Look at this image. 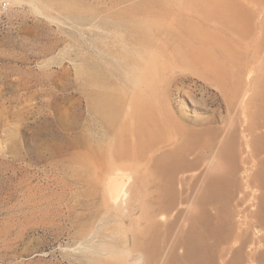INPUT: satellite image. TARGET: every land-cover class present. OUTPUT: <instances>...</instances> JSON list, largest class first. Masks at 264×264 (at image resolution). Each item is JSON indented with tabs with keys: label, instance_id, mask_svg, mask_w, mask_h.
Masks as SVG:
<instances>
[{
	"label": "rangeland",
	"instance_id": "rangeland-1",
	"mask_svg": "<svg viewBox=\"0 0 264 264\" xmlns=\"http://www.w3.org/2000/svg\"><path fill=\"white\" fill-rule=\"evenodd\" d=\"M3 1L0 264H189L194 232L212 264H262L256 163L210 198L201 173L239 119L264 124V0H218L242 23L217 17V0ZM188 43L209 58L183 61ZM151 55L165 65L151 118L171 140H148L111 173L101 166L118 134L132 149L147 141L131 70ZM111 93L114 124L94 105ZM143 240L150 249L134 248Z\"/></svg>",
	"mask_w": 264,
	"mask_h": 264
},
{
	"label": "bare ground",
	"instance_id": "bare-ground-1",
	"mask_svg": "<svg viewBox=\"0 0 264 264\" xmlns=\"http://www.w3.org/2000/svg\"><path fill=\"white\" fill-rule=\"evenodd\" d=\"M217 2V6H214L215 9L213 7V13L217 17L232 18L236 20L234 15L237 17L238 15L235 13V11H237L235 7L230 4L222 5L218 0ZM236 21L241 23L245 22V16L239 14ZM187 46L188 52L183 48H177L180 54H186V56L184 55L185 58H182L183 61L185 60L189 63L191 59L205 61L209 58L208 55L201 54V51L198 50L199 48H196L195 45L192 46L191 43H188ZM144 58L143 62L131 70V84L135 88L133 112L138 118L137 120L139 124L141 123V134L147 136V141L145 142L142 140L140 144H137L136 149H132L127 146L125 140L121 137L122 133L118 134L115 139V145L112 148L113 150H108L104 156L101 166V168L109 170L111 173H119L122 170H127L126 167L120 163V161L125 159L127 156L132 158L131 154L138 156L143 150H145L148 140L153 142L158 136V138L161 139L160 142H163V144H168L171 140L167 125L158 124L151 118V112L157 107V81L161 82L163 80L165 65L161 63L155 55H151L147 59L146 57ZM94 105L111 123L114 124L117 120H119L120 98L118 94L111 93L106 95H97L94 99ZM263 126L264 124L261 122H255L253 119H239L237 124L233 127L232 135L228 137L223 136L224 139L222 141V146L226 145L228 149L225 157H221L220 155L218 156L217 153L215 159L208 162L206 160V163L204 161V168L201 173V176L206 179V185L208 187L206 195L208 198L220 195L224 192V190L229 189L234 182H243L242 175H239L240 167L246 168L247 164L250 162L256 163V174L253 176L252 180L260 185V187L264 188V157L259 156L257 153L260 139L263 136ZM121 131L123 132V130ZM166 132L168 133L167 135ZM142 147L145 148L141 149ZM103 150L104 148H102L101 152H103ZM127 168L130 170L134 169L132 166H128ZM188 168L189 167H187V169ZM161 170L163 173L169 174L172 171V168H170V166L167 168L165 164H163L161 166ZM181 170L182 169H180L179 172H182ZM135 176L136 177L134 178L138 179L137 174ZM185 179L186 177L180 178V181H185ZM104 180L108 181L110 178L107 176ZM132 198H135L134 194L132 195ZM257 213L264 217V193L262 194L260 210ZM184 241L187 246L186 256L189 259V264H212L209 260L208 250L202 235L194 232ZM134 246V248L138 249H150L149 244L144 240L141 242L136 241ZM252 257L256 260L257 255L252 254ZM262 264H264V262Z\"/></svg>",
	"mask_w": 264,
	"mask_h": 264
},
{
	"label": "built area",
	"instance_id": "built-area-1",
	"mask_svg": "<svg viewBox=\"0 0 264 264\" xmlns=\"http://www.w3.org/2000/svg\"><path fill=\"white\" fill-rule=\"evenodd\" d=\"M9 8V2L8 1H3L0 3V16L5 14Z\"/></svg>",
	"mask_w": 264,
	"mask_h": 264
}]
</instances>
